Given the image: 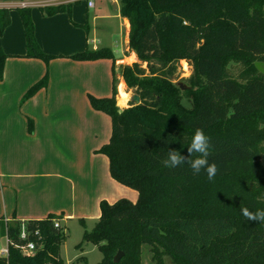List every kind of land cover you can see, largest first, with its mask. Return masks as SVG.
I'll return each instance as SVG.
<instances>
[{"label": "trees", "instance_id": "trees-1", "mask_svg": "<svg viewBox=\"0 0 264 264\" xmlns=\"http://www.w3.org/2000/svg\"><path fill=\"white\" fill-rule=\"evenodd\" d=\"M118 2L119 15L129 24L128 48L136 56V62L118 66V72L140 103L117 105V72L109 49H85L72 58L112 62L111 96L88 97L90 107L111 122L109 141L96 153L106 156L111 178L135 189L138 199L101 201L99 219L83 232L77 249L93 244L102 256L97 264H142L143 248L154 264H165L164 257L172 264H264V222L248 221L240 212L264 207V75L254 67L264 61V0ZM70 5L41 9L50 17L70 13ZM16 10L25 40L23 57L47 62L51 56L36 43L30 8ZM10 21L9 9L0 10V32ZM3 57L0 53V62ZM180 60L190 62L193 70L183 80L190 87L185 91L172 82ZM46 83L43 77L24 99ZM216 127L222 130L216 132ZM196 129L210 138L208 159L218 168L212 181L186 164L167 168L163 163L169 150L188 155ZM53 220L58 219L25 223L38 231L42 244L25 256L19 249L24 243L21 223L0 219V239L9 241L0 264H64L60 247L65 235ZM117 252L122 257L114 263ZM75 264H87L85 257Z\"/></svg>", "mask_w": 264, "mask_h": 264}, {"label": "crops", "instance_id": "crops-1", "mask_svg": "<svg viewBox=\"0 0 264 264\" xmlns=\"http://www.w3.org/2000/svg\"><path fill=\"white\" fill-rule=\"evenodd\" d=\"M71 1L62 3L71 4ZM83 1L86 3V0ZM93 1L92 9L96 6V0ZM118 1L112 0L115 4ZM115 17L119 19L120 28L125 34L120 47L123 57L116 58L103 38L105 45L99 46L103 43L95 38L90 50L109 49L115 58L117 72L118 66L136 62V56L128 48L129 24L119 15V4ZM44 38L50 44L57 42L56 36L49 33ZM85 41L87 42V37ZM38 43L47 52L42 42ZM65 46L67 50L63 54L70 56L88 49L89 45L85 43L84 48L79 40H69ZM6 52L13 57H23L25 40H13ZM20 61L27 67L26 76L11 75L5 71L0 77V107H4V114L3 108H0V219L4 222L26 223L55 216L65 233L66 223L69 221L79 220L84 224V218L98 220L100 214V211L89 215L79 212L77 216H83L76 217L73 212L78 209L74 205H86L87 198H92L91 203L88 199V204L99 208L101 201L113 204L121 198L123 185L109 176L108 164L103 163L102 157L96 155V147L88 149L86 124L81 120L82 117H78L79 113L74 111L73 114V101L79 95L81 99H85V104L86 101L89 102V96H108L112 84V62L108 59L78 61L74 64V73L72 70L59 74H52L51 65L46 87L17 108L15 103L25 90L44 76V69L37 59L21 58ZM64 61L68 63L67 59ZM53 67L55 69V65ZM116 79L117 86L119 83L124 84L119 74ZM123 86L126 91V85ZM92 113L102 112L92 109ZM98 183L107 184L108 191L94 193ZM31 193L33 194L30 195ZM126 197L132 199L130 196ZM79 208L84 209L83 206Z\"/></svg>", "mask_w": 264, "mask_h": 264}, {"label": "rangeland", "instance_id": "rangeland-1", "mask_svg": "<svg viewBox=\"0 0 264 264\" xmlns=\"http://www.w3.org/2000/svg\"><path fill=\"white\" fill-rule=\"evenodd\" d=\"M61 3L67 0H54L52 2ZM55 2V3H56ZM54 4V3H53ZM96 6L94 9L90 10L86 7L85 1H71L70 5V13L63 12L59 13L54 16H46L43 14L42 7H33L30 8V16L34 27V34H35V40L36 43L44 54L50 55L51 57L47 60V62L43 60L37 59V62H39L43 69H44V76L46 77L47 83L49 80V69L52 65L51 72L52 74L62 73V72H75L74 64L75 62H78V60H75L72 58V56L75 54H71L70 56H67L63 53L66 52V43L69 40H79V42L84 44L88 43V49L91 48L93 43L95 42V38H98L101 43H103L102 38L106 40L108 45H110L112 51L115 53L116 58H121L123 55L121 54V46L124 41V30L122 27L120 28L119 19L115 17L117 14V8L119 3H113L112 0H96ZM101 10V11H100ZM10 13V25L4 29L2 32H0V53L4 55L0 62V77L3 76L4 72L6 71L8 74L13 75H19V76H26L28 74L27 67L25 65H22L20 59L25 57H13L10 56L6 50L8 49V45L13 40H24L23 35V27L22 22L18 13V10L16 9H9ZM96 16V18L93 19V17ZM101 31H105V33H102ZM49 33L50 35H54L57 38V42H54L52 44L48 43L47 40H45V34ZM87 37V42L85 41ZM42 42V45L46 49L47 52H44L41 49V46L39 45L38 41ZM94 41V42H93ZM105 45L99 44V46ZM116 46V47H115ZM130 50V49H129ZM26 51V48H25ZM131 51V50H130ZM56 53V54H55ZM20 58V59H19ZM68 60V63H65ZM130 60L128 59V62ZM72 64V66H71ZM55 65V69L53 67ZM144 67V66H143ZM233 71L235 72L236 69L234 68ZM192 66L191 63L186 60H180L176 64V72L174 74V78L176 81H183L184 79L189 78L192 75ZM117 74H119L117 70ZM116 74V76H117ZM23 76V77H24ZM42 77V78H43ZM41 78V79H42ZM40 79V80H41ZM38 80V81H40ZM118 81V80H117ZM116 81V86H117ZM35 82L34 84H36ZM185 83V82H184ZM30 85L25 92L22 94L19 100L16 101L15 106L17 108H20L23 103L28 100L24 99L25 93L34 85ZM41 90V89H40ZM39 91V90H38ZM112 93V84H111V90L108 92V96L102 97V98H108L110 97ZM126 93L129 95V99L131 95L134 94L133 90L126 89ZM116 95V103H118ZM84 99V98H83ZM80 98V95L74 99L73 101V114L79 113L78 117H82L81 120H84L87 128V142L88 149L91 147H96V150L98 151L102 145L108 143L110 135H111V122L108 115L105 113H98L93 114L92 109L89 105V102L85 99ZM89 101V100H88ZM181 103L185 108L190 107V103L188 102L187 98H183ZM6 104V103H5ZM121 104V103H120ZM85 105L87 106V109H85ZM122 105V104H121ZM119 105V106H121ZM5 106V105H4ZM70 106V104H69ZM123 107V105L121 106ZM127 107V106H125ZM1 110L3 108V114H4V107L3 105L0 107ZM16 111V110H15ZM224 125H221V127ZM216 132L221 131L222 128L216 127L214 128ZM90 143V144H89ZM92 148V149H93ZM96 155L101 156L102 162H106L108 164V160H106V156L97 153ZM108 167V174H109V165ZM110 176V174H109ZM111 177V176H110ZM121 198L126 199L132 203H135L138 199V193L135 189L126 187L123 185L121 187ZM107 184H101L98 183L95 185L94 193L97 191L99 192H107L108 191ZM31 193L30 195H32ZM28 196V195H27ZM126 196L132 197V199H128ZM120 198V199H121ZM88 199L91 203L92 198H87L86 205H77L74 207L76 208V212H73L76 217H82L85 213L87 215L94 213V211L97 213L100 211L99 208H93V204H88ZM33 204H35V200H33ZM80 206H83V208H79ZM81 212L83 215H79L78 213ZM96 215V214H95ZM100 214L98 215L99 219ZM98 220H90L87 218H84V224H82L79 220H72L66 223L65 227V239L60 247V254L63 260L64 264H75L76 260L79 257H85L87 264H97L102 256L100 252L97 250V248L91 244V243H82V249H77V245L81 243L82 235L84 231H90L94 227L95 223ZM63 230V228H61ZM64 232V231H63ZM6 247L5 239H0V249ZM164 263L165 264H172L170 259L168 257H164ZM142 264H154V262L151 261V253L148 251L147 248H143V255H142Z\"/></svg>", "mask_w": 264, "mask_h": 264}, {"label": "clouds", "instance_id": "clouds-1", "mask_svg": "<svg viewBox=\"0 0 264 264\" xmlns=\"http://www.w3.org/2000/svg\"><path fill=\"white\" fill-rule=\"evenodd\" d=\"M209 136L205 134L203 129H196L190 139V145L187 147L188 155H181L180 152L169 150L167 157L163 161L167 168H176L182 165H188L194 174L204 173L209 181H212L218 172L217 165L210 162L208 157L210 154ZM241 215L248 221L264 222V207L250 211L244 207L240 209Z\"/></svg>", "mask_w": 264, "mask_h": 264}, {"label": "built area", "instance_id": "built-area-1", "mask_svg": "<svg viewBox=\"0 0 264 264\" xmlns=\"http://www.w3.org/2000/svg\"><path fill=\"white\" fill-rule=\"evenodd\" d=\"M54 0H41V1H21V2H2L0 1V10L2 9H24V8H33V7H46L54 6L60 3L52 2ZM54 3V4H53ZM87 7L92 9L94 7L93 0H86ZM53 227L57 230L61 229L59 221L53 220ZM33 238L34 240H30ZM6 242V247L0 249V257H6L8 255V245L9 241L7 237L4 238ZM19 239L23 241V245L19 247L22 255L31 256L38 249L42 247L41 237L37 230H28L24 222L21 223Z\"/></svg>", "mask_w": 264, "mask_h": 264}, {"label": "water", "instance_id": "water-1", "mask_svg": "<svg viewBox=\"0 0 264 264\" xmlns=\"http://www.w3.org/2000/svg\"><path fill=\"white\" fill-rule=\"evenodd\" d=\"M254 67L258 73L264 75V61L255 62ZM172 82L175 83L176 87H178L180 91H185L190 89V87L186 85L183 81H176L174 77L172 78ZM139 103H140L139 97L136 94H133L131 98L128 100L126 108L134 107ZM121 257H122V253L117 252L113 257V262L117 263L121 259Z\"/></svg>", "mask_w": 264, "mask_h": 264}, {"label": "bare ground", "instance_id": "bare-ground-1", "mask_svg": "<svg viewBox=\"0 0 264 264\" xmlns=\"http://www.w3.org/2000/svg\"><path fill=\"white\" fill-rule=\"evenodd\" d=\"M124 84L119 83V85L117 86V92H118V98L120 103L123 106H127V102L129 100V95L126 93L125 89H124Z\"/></svg>", "mask_w": 264, "mask_h": 264}]
</instances>
